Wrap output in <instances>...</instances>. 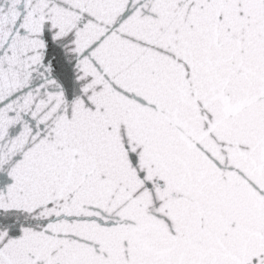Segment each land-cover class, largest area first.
<instances>
[{"label":"snow or ice","instance_id":"6c2138e0","mask_svg":"<svg viewBox=\"0 0 264 264\" xmlns=\"http://www.w3.org/2000/svg\"><path fill=\"white\" fill-rule=\"evenodd\" d=\"M0 264H264V0H0Z\"/></svg>","mask_w":264,"mask_h":264}]
</instances>
